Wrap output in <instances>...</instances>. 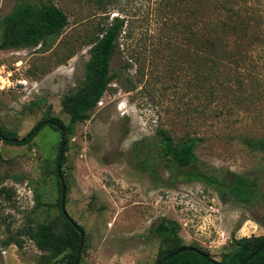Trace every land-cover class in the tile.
<instances>
[{
	"label": "rangeland",
	"instance_id": "1",
	"mask_svg": "<svg viewBox=\"0 0 264 264\" xmlns=\"http://www.w3.org/2000/svg\"><path fill=\"white\" fill-rule=\"evenodd\" d=\"M21 1L0 0V19ZM51 1L68 21L46 49H0V127L16 138L47 117L68 122L61 99L83 78L91 36L113 15L129 23L111 59L116 77L68 135L65 207L84 230L81 264H155L167 244L153 232L161 219L176 221L182 243L216 260L234 239L264 235V149L253 144L264 135V0L240 1L248 27L243 37L228 35L227 57L214 71L221 83L202 81L200 66L158 38L159 0ZM159 130L196 137V164L224 185L230 172L255 178V199L241 202L224 186L174 173L154 144ZM59 140L45 123L27 144L0 139V264H42L46 252L26 230L61 226L52 172Z\"/></svg>",
	"mask_w": 264,
	"mask_h": 264
},
{
	"label": "trees",
	"instance_id": "2",
	"mask_svg": "<svg viewBox=\"0 0 264 264\" xmlns=\"http://www.w3.org/2000/svg\"><path fill=\"white\" fill-rule=\"evenodd\" d=\"M241 0H159L157 10H160V28L158 38L164 40L173 53L184 59L188 66H200L202 81L205 79H217L221 83V78L217 77L219 64L223 58L227 57L225 48L228 47V35L235 33L244 36L248 27V20L242 14L240 7ZM102 6L105 1L99 0ZM105 11H103L104 13ZM177 16V19H176ZM108 18V17H107ZM66 13L51 0L39 1L32 4L28 1H21L14 9L0 19V49L7 48H28L48 47V37L57 35L67 24ZM129 23L125 16L113 15L111 20L98 25L95 34L89 40V57L85 62L84 74L80 83L73 90L63 95L61 105L68 114V122L64 124L58 118H44L55 128L61 137V131L49 120H53L63 126L66 131V142L61 161V173L66 184V194L68 185L65 177L63 164L65 162L66 150L68 146V135L72 134L74 125L90 117L91 111L96 107L98 101L108 89L116 74L111 72V59L119 47V38L124 28L128 29ZM178 35L181 43L171 42L169 33ZM166 38V39H164ZM221 53L211 56L210 52ZM221 74V73H219ZM225 74V73H224ZM195 77L198 76L194 75ZM223 76V75H221ZM220 77V75H219ZM227 78V75H224ZM25 135L24 141L15 142L13 131L3 130L0 127V139L14 144H27L36 135L38 129L34 128ZM158 139L154 144L158 148L160 155L166 160V164L177 173V175L188 179H199L208 184L226 188L228 194L234 196L241 202L250 203L258 194V183L255 178L242 173L230 172L227 175V183L223 184L222 179H217L212 174H208L196 164L197 156L195 147L197 138L188 135L175 137L167 130H159ZM254 146L264 149V135L253 141ZM60 140L58 142L56 155H54L53 173L56 177L58 196L56 206L62 223L56 229L51 222H40L33 227H28L26 232L34 241L37 248L46 252L40 258L42 264H75L76 253L81 239V225L77 223L71 215H64L61 207V184L56 171L57 157ZM133 152L140 155L139 142L134 143ZM147 159V158H145ZM66 204V198H65ZM67 211V210H66ZM178 223L173 220L161 219L153 227V232L161 237L167 244L159 250L155 264H264V235H250L234 239L228 251L220 255L216 260L204 248L196 244H184L178 235ZM83 234V245L77 264H81V254L85 252V238ZM13 240V239H11ZM10 240L4 242L9 244ZM186 247L185 250L175 254V251ZM256 252L249 260H245L251 253ZM172 254L165 260L163 257Z\"/></svg>",
	"mask_w": 264,
	"mask_h": 264
},
{
	"label": "water",
	"instance_id": "3",
	"mask_svg": "<svg viewBox=\"0 0 264 264\" xmlns=\"http://www.w3.org/2000/svg\"><path fill=\"white\" fill-rule=\"evenodd\" d=\"M46 121H42L40 122L35 128L33 131H35L36 129H38L41 125H43ZM50 123L54 124L56 127H58V129L61 131V137H60V146H59V152H58V157H57V166H56V171H57V174H58V177H59V180H60V184H61V202H60V207H61V210L63 212L64 215H68L67 211H66V207H65V198H66V184H65V181H64V178H63V175L61 173V161H62V157H63V153H64V146H65V142H66V131L64 130L63 126H61L59 123L53 121V120H49ZM13 141L15 142H22L24 141V138H14L12 139ZM79 231H80V235H81V239H80V242H79V246H78V250H77V253H76V262L75 264H77V260H78V257L80 255V251H81V248H82V245H83V231L78 228ZM186 247H183L181 249H178L177 251H175V254L185 250ZM256 252H253L251 253L245 260H249ZM172 256V254L168 255V256H165L162 258V260H165L167 259L168 257ZM245 261L242 262V264H244ZM160 261L157 263L159 264ZM217 264H223V263H219V262H216Z\"/></svg>",
	"mask_w": 264,
	"mask_h": 264
},
{
	"label": "built area",
	"instance_id": "4",
	"mask_svg": "<svg viewBox=\"0 0 264 264\" xmlns=\"http://www.w3.org/2000/svg\"><path fill=\"white\" fill-rule=\"evenodd\" d=\"M98 102H100V101H98Z\"/></svg>",
	"mask_w": 264,
	"mask_h": 264
}]
</instances>
